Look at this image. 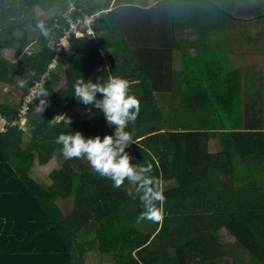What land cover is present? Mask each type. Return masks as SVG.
Segmentation results:
<instances>
[{"label": "trees", "instance_id": "1", "mask_svg": "<svg viewBox=\"0 0 264 264\" xmlns=\"http://www.w3.org/2000/svg\"><path fill=\"white\" fill-rule=\"evenodd\" d=\"M70 3L73 16L96 12L95 28L107 6L90 0H0V83L21 86L23 81L20 102L55 56L50 44L62 34ZM31 32L39 34L40 47L23 61ZM69 42L73 53L67 67L65 51L43 87L49 106L42 113L40 98L32 104L30 139L18 126L0 132V264H75L77 258L85 264L82 257L92 249L112 253L116 264H222L225 252L235 256L232 264H264V95L246 84L244 70L231 67L230 55L227 65L217 52L183 55L178 76L186 82L181 91L173 89L180 94L173 107L143 78L128 79L133 72L140 76L135 65H118L104 37L72 36ZM8 49L18 59L3 57ZM110 74L128 80L129 95L140 101L137 119L125 129L135 143L125 151L133 164L152 165L150 175L166 197L162 224L137 221L144 207L136 184L126 179L114 188L86 158L65 159L63 146L55 143L61 133L79 131L85 138L114 133L101 110L90 105V115L80 113L83 103L73 87L80 79L107 82ZM20 102L0 101V124L1 116L13 119ZM60 114L71 124L50 125ZM38 170L50 178L46 186L31 176ZM85 232L91 234L86 241ZM196 257L199 261L191 262Z\"/></svg>", "mask_w": 264, "mask_h": 264}, {"label": "crops", "instance_id": "2", "mask_svg": "<svg viewBox=\"0 0 264 264\" xmlns=\"http://www.w3.org/2000/svg\"><path fill=\"white\" fill-rule=\"evenodd\" d=\"M227 1L230 4L227 5ZM90 3L107 5L102 8L104 13L97 22L95 32L98 38L104 37L110 42L112 50L109 53L117 54V58L114 54L112 57L117 60L118 65L121 63L123 68H127L129 63L130 66L135 65L140 76L136 77L137 72H133L134 76L129 74L128 79L137 82L143 78L144 84L153 88L158 99L171 102L173 107L178 103L180 95L173 89L180 90V85L186 82V79L178 76L182 56L195 57L203 51L219 53L226 65L228 62L225 56L230 55L231 67L242 68L246 84L255 85L253 92L261 91L264 95V78H257V73L264 70L263 58L261 61L255 56L260 54L253 55L256 53L255 49L264 53V35L254 32L249 36L247 31L231 30L232 19L223 17V13L216 9L220 6L233 17L232 10L234 12L235 7L231 0H90ZM67 46L72 45L68 42ZM253 46H257L253 52L247 50ZM109 53L104 54L105 63L110 60ZM231 55L239 56L238 64L233 63ZM64 63L63 69L67 67ZM169 69L173 70L169 72ZM253 70L258 72L251 73ZM166 110L169 111L170 108L165 107ZM171 252L174 253L173 250ZM238 256L242 257L241 254ZM234 259V255L225 252L219 261L222 264L231 261L232 264ZM195 260L197 262L199 258L196 257L191 262Z\"/></svg>", "mask_w": 264, "mask_h": 264}, {"label": "clouds", "instance_id": "3", "mask_svg": "<svg viewBox=\"0 0 264 264\" xmlns=\"http://www.w3.org/2000/svg\"><path fill=\"white\" fill-rule=\"evenodd\" d=\"M42 34L47 37L48 32L43 24L38 25ZM24 82L21 81V87ZM74 96L84 105H91L101 110L109 126H114L112 135L85 138L79 131L74 134L61 133L55 140L62 145L65 159L86 158L92 170L102 177L113 181L114 188H120L127 179L137 185L141 192V202L144 211L137 217V221L150 220L163 223L165 218L164 202L166 197L159 187L158 181L152 177V165H135L133 157L125 151L135 143L130 132L125 129L129 123L135 122L140 111V101L134 95H129L130 82L126 79L109 75L107 82L99 80L80 79L75 82ZM97 93L102 99H97ZM39 99L38 111L44 112L49 106L48 93L41 87L36 93ZM61 121L71 124V119L63 114L56 115L49 124L55 126Z\"/></svg>", "mask_w": 264, "mask_h": 264}, {"label": "rangeland", "instance_id": "4", "mask_svg": "<svg viewBox=\"0 0 264 264\" xmlns=\"http://www.w3.org/2000/svg\"><path fill=\"white\" fill-rule=\"evenodd\" d=\"M233 3V6L235 7L234 12L232 10V15L233 17H241L242 19L239 20H231L233 22V28H231V30H244L247 31V33L252 35V33L257 32L262 35H264V0H231ZM230 4V1H227V5ZM232 5V4H231ZM231 5L229 7H231ZM237 6V7H236ZM228 10V9H227ZM53 11L46 13L47 17H49L52 14ZM87 15H94L96 14V12L94 13H86ZM32 30L33 26H30ZM95 28V25H94ZM95 32V30H94ZM35 33V34H34ZM34 33H30V37L32 39V41L29 43V45L26 48V51L23 52V61L25 60V56L27 55V53H32L35 52L39 49L40 47V41L37 39V36L39 35L37 32ZM84 37H88V38H97L96 32L94 33V36H89L85 34H81L79 36V38H84ZM264 41V38L262 39ZM251 46H252V38H251ZM262 46V45H261ZM70 46H68V50H66L65 55L63 57V62H65V65H68V59L69 57L72 55L73 53V48L72 46L69 48ZM255 47L257 46H253L251 49L247 48V50L253 52V50L255 49ZM264 50V47H263ZM256 53L255 54H260V55H255L256 57H259L260 60L263 61L262 63H264V53L262 54L260 50L255 49ZM15 51L13 49H8V50H4L2 56L5 58H8L10 60H15L18 59V57L16 56V54L14 53ZM250 52V53H251ZM249 53V54H250ZM239 56H235V55H231V59L233 60L234 64H238L239 60H238ZM243 57H246V54H243ZM21 58V57H20ZM249 63L251 65V60L248 58ZM176 66V64H175ZM173 70V69H172ZM171 69H169L168 71H172ZM251 73H257L258 71L253 70L250 71ZM63 79L61 84L64 85L66 82V78H64V75L62 74ZM257 78H264V70L261 72L257 73ZM21 81V80H20ZM19 81V82H20ZM25 85V83H24ZM22 87L18 86V85H8L6 83H0V100L3 103H7L10 105H17L20 102L21 99V94H22ZM90 105H80L78 107V109L80 110V112L83 115H90ZM28 131V129H27ZM31 135H30V131L26 132V134L24 135L25 140L30 139ZM31 175L37 179L39 182H41L42 184H45V186L47 184H49L50 182V178L42 171L38 170V171H31ZM39 177L41 179H39ZM264 187V186H263ZM264 191V188H263ZM73 207V203H71L70 201H68V205L67 208H72ZM142 225V224H141ZM222 233H225V231ZM82 237L81 239L83 240H87L88 237L91 238V234H87L86 232L81 234ZM228 238V240L230 239V237H226ZM173 254V252H171ZM113 254L112 253H104L101 254L100 252H98L97 250H89L87 251L83 257H82V261L85 264H116L114 258H113ZM81 259H75L74 263L75 264H80ZM225 263V262H223ZM226 263L231 264V261H227Z\"/></svg>", "mask_w": 264, "mask_h": 264}, {"label": "built area", "instance_id": "5", "mask_svg": "<svg viewBox=\"0 0 264 264\" xmlns=\"http://www.w3.org/2000/svg\"><path fill=\"white\" fill-rule=\"evenodd\" d=\"M75 9L74 3H70L69 9L64 13L65 23L61 25L62 34L57 41L50 44L51 49L55 52V56L48 63L46 70L28 87V91L24 93L22 100L17 108V113L13 119H7L1 116L3 123L0 124V132L6 131L10 126H18L22 130L28 129L29 113L32 104L35 102L41 87H44L47 80L51 77L52 73L59 69L61 65L60 58L68 47L67 44L72 36L79 38L83 33L89 36H94V25L98 14L94 15H76L73 16ZM57 25V23H56Z\"/></svg>", "mask_w": 264, "mask_h": 264}]
</instances>
